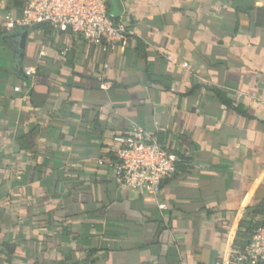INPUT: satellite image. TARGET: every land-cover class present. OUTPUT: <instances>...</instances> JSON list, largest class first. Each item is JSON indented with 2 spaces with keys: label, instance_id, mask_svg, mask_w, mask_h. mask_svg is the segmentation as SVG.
I'll list each match as a JSON object with an SVG mask.
<instances>
[{
  "label": "crops",
  "instance_id": "1",
  "mask_svg": "<svg viewBox=\"0 0 264 264\" xmlns=\"http://www.w3.org/2000/svg\"><path fill=\"white\" fill-rule=\"evenodd\" d=\"M109 3L132 31L123 50L0 24V264H254L264 0ZM135 123L185 156L157 196L97 163Z\"/></svg>",
  "mask_w": 264,
  "mask_h": 264
},
{
  "label": "built area",
  "instance_id": "2",
  "mask_svg": "<svg viewBox=\"0 0 264 264\" xmlns=\"http://www.w3.org/2000/svg\"><path fill=\"white\" fill-rule=\"evenodd\" d=\"M37 23L71 30L105 52L125 49L132 34L123 19L110 13L107 0H25L21 17L8 12L0 18V24L8 29ZM25 72L34 76L36 68L27 66ZM113 140L114 146L97 163L111 168L118 183L157 196L163 181L176 172L179 155L168 151L150 131L136 123ZM241 256L254 264H264V227L254 231Z\"/></svg>",
  "mask_w": 264,
  "mask_h": 264
},
{
  "label": "trees",
  "instance_id": "3",
  "mask_svg": "<svg viewBox=\"0 0 264 264\" xmlns=\"http://www.w3.org/2000/svg\"><path fill=\"white\" fill-rule=\"evenodd\" d=\"M108 2V7H109V11L110 13L112 14L111 10H110V3H109V0H107ZM24 5H25V0H15V3H14V6L15 8L18 9V13H17V16L18 17H21L22 14H23V10H24ZM113 15V14H112ZM37 24H42V23H37ZM43 24H47V23H43ZM48 26H51L49 24H47ZM21 29H25V28H28L29 26H19ZM174 153V152H173ZM177 155H179V157L181 158V160L178 162L177 164V169L176 171L178 170V168L180 167V165L183 163V159H185V156L181 153H176ZM260 227H264V222L262 223H258L256 225H254V227L252 228V231H251V236L252 234L254 233V231ZM250 243V240L243 246V250L246 248V246Z\"/></svg>",
  "mask_w": 264,
  "mask_h": 264
},
{
  "label": "water",
  "instance_id": "4",
  "mask_svg": "<svg viewBox=\"0 0 264 264\" xmlns=\"http://www.w3.org/2000/svg\"><path fill=\"white\" fill-rule=\"evenodd\" d=\"M22 36V38L24 39V37L26 36V32H23L20 34Z\"/></svg>",
  "mask_w": 264,
  "mask_h": 264
}]
</instances>
